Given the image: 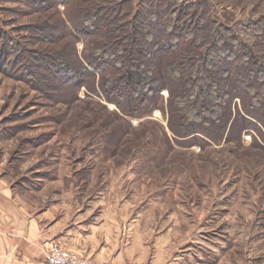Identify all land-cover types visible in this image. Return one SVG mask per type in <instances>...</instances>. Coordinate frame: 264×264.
<instances>
[{"label": "rangeland", "instance_id": "374dc122", "mask_svg": "<svg viewBox=\"0 0 264 264\" xmlns=\"http://www.w3.org/2000/svg\"><path fill=\"white\" fill-rule=\"evenodd\" d=\"M203 1L208 16L246 40L264 23V0ZM95 2L76 0L75 7ZM64 19L53 0H0L4 170L37 197L62 188L76 199L101 193L104 207L121 201L123 243L137 242L148 263L183 254L188 264H264V133L177 138L159 108L126 117L38 65L22 76L20 64L37 54L79 60L83 44L64 35ZM167 95L161 91L163 106ZM232 108L240 109L239 99Z\"/></svg>", "mask_w": 264, "mask_h": 264}, {"label": "trees", "instance_id": "16d2710c", "mask_svg": "<svg viewBox=\"0 0 264 264\" xmlns=\"http://www.w3.org/2000/svg\"><path fill=\"white\" fill-rule=\"evenodd\" d=\"M75 2L53 0L64 9V35L83 44L79 60L37 54L20 64L22 76L38 65L126 117L159 108L177 138L218 142L247 130L263 136V22L246 40L208 16L203 0H97L80 9ZM236 98L240 109L232 108Z\"/></svg>", "mask_w": 264, "mask_h": 264}, {"label": "crops", "instance_id": "0c3cea01", "mask_svg": "<svg viewBox=\"0 0 264 264\" xmlns=\"http://www.w3.org/2000/svg\"><path fill=\"white\" fill-rule=\"evenodd\" d=\"M20 185L0 163V264H47L45 256L53 244L94 264H159L140 258L137 242L123 243L121 201L114 199L104 207L101 193L99 199H76L62 188L37 197L42 194ZM133 221L130 216L131 232ZM185 260L180 254L169 256L167 263L188 264Z\"/></svg>", "mask_w": 264, "mask_h": 264}, {"label": "built area", "instance_id": "2783aa9c", "mask_svg": "<svg viewBox=\"0 0 264 264\" xmlns=\"http://www.w3.org/2000/svg\"><path fill=\"white\" fill-rule=\"evenodd\" d=\"M45 260L47 264H94L87 256L58 244H53L48 248Z\"/></svg>", "mask_w": 264, "mask_h": 264}]
</instances>
